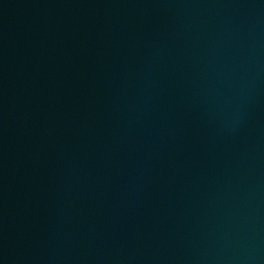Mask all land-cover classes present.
Instances as JSON below:
<instances>
[{
    "label": "water",
    "instance_id": "1",
    "mask_svg": "<svg viewBox=\"0 0 264 264\" xmlns=\"http://www.w3.org/2000/svg\"><path fill=\"white\" fill-rule=\"evenodd\" d=\"M0 264H264V0H0Z\"/></svg>",
    "mask_w": 264,
    "mask_h": 264
}]
</instances>
